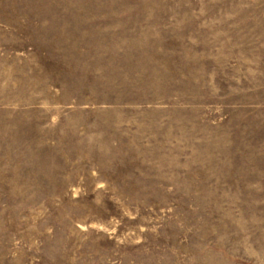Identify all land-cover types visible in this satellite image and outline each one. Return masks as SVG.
Wrapping results in <instances>:
<instances>
[{
	"label": "rangeland",
	"instance_id": "374dc122",
	"mask_svg": "<svg viewBox=\"0 0 264 264\" xmlns=\"http://www.w3.org/2000/svg\"><path fill=\"white\" fill-rule=\"evenodd\" d=\"M0 264H264V0H0Z\"/></svg>",
	"mask_w": 264,
	"mask_h": 264
}]
</instances>
